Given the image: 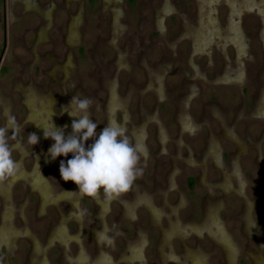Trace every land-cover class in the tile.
<instances>
[{"label":"rangeland","instance_id":"rangeland-1","mask_svg":"<svg viewBox=\"0 0 264 264\" xmlns=\"http://www.w3.org/2000/svg\"><path fill=\"white\" fill-rule=\"evenodd\" d=\"M25 1L28 3V6L24 7V10L21 5L25 3ZM25 1L6 0L5 2H1L0 0V104L8 106V115H10L6 117L4 111L0 109V128L8 129V143L14 147L13 158L20 163V166L22 164L21 168L23 170L26 172L31 170L34 166L31 152H33L35 148L39 156H41L44 150V144L38 143L31 149V146L27 143V135L31 133V126L25 121L26 114L20 100L21 98L13 89L16 85L32 84L34 88H38L34 89L32 86L28 85L32 91L35 90L53 97V106L50 107L52 104L51 101L46 104L50 113L46 114L45 112L46 121L40 124H49L51 118L57 128H65L64 135L67 137L71 133V124L73 120H70V123L67 120L64 121V123H60V121H58L57 118L55 120L54 117L60 116L61 114L60 101L62 97L65 96V93L68 97L79 95L81 98L86 97L92 101L90 110L93 122L98 124L96 132L99 133L102 131L103 127H105L103 110L108 95V89L105 84L113 78H116L118 82V93L123 96L127 93L129 84L132 83L134 84V91L130 95L129 104L132 122L139 123V109L141 104L147 114L157 106L165 125L168 127L170 136L175 137L178 130L175 121L178 102L188 93L190 85L194 84L196 88H194V94L191 100L190 113H192L194 120L198 121L203 115V109L205 111V105H208L206 107L207 111H210L209 106L212 104H215L221 109L226 123L230 126H234V131L247 146L246 155L248 157H242L240 161L242 170L247 179V184L249 185L247 195L249 198L253 199L257 195V189H260L259 202L260 207L264 209V173L256 164V144L264 131V119L251 117L249 115L250 110L253 108L254 100L263 85L261 74L264 69V53L260 40L263 18L257 10H247L245 11L246 13H242L239 19V25L249 46V55L243 58L247 81L241 89L238 85H232V87L227 88L223 86L219 87L221 83L218 84L214 81L216 75L222 73L225 62L224 57L227 56L230 61H232L234 57L233 47L227 45L222 33H220L222 35L221 37L214 36L207 47L203 49L204 51L202 50L198 52L197 55L191 57V44L185 37L181 36V34L184 31L185 24L190 23L195 25L197 23L196 15L198 1L168 0V13L162 18L163 24H160L162 30L156 24V9H161L164 0ZM112 2H115L117 5ZM48 7L51 12V18L47 28L48 30L46 29L45 31L46 37L44 38L42 35H39L40 40L37 39L35 41V34L39 27L40 19L34 12L43 11ZM254 8H256L255 5ZM216 9L220 27L224 28L227 19V7L223 2L220 3ZM47 11L43 13L44 21H48L49 19L50 13ZM76 14L79 16V21L77 23L79 34L75 35L74 32L75 36L68 37V23L71 16H75ZM4 23L7 29L6 32L3 31ZM66 53H71L75 62L73 70L69 68L68 72H65L62 64L66 60ZM118 53L122 54V60L124 64H126L124 67H120V69H117L116 66ZM162 65L167 69L164 74L167 100L158 102L155 99L154 92L147 90L151 89L147 87L149 80L147 71L151 73L150 76L154 79L152 84L153 87V85L155 86L158 84L161 69L160 71H155L148 68L146 69V67H154L155 69V67H160ZM53 67H55L54 70ZM57 69L60 70L64 76L60 72L55 73ZM224 80H226V77H224ZM240 80L241 74L239 73L234 81ZM20 86L21 85H18L19 90L21 89ZM26 96L27 95L22 94L24 105H26L27 101ZM55 102H57L56 105ZM242 109L245 111L246 116L238 118L237 113ZM3 116L6 117V121ZM120 117L119 115L117 120H120ZM8 118L12 121L11 124H14V127L7 126ZM54 121L57 124H55ZM209 123L212 131L220 137L223 150L228 153L225 157V166H228L229 158L236 152L237 148L221 137V130L215 120L209 119ZM17 128H19L20 143L26 152L23 154L24 158L22 157V161H20L21 155L16 149V144L19 139L16 133ZM39 128L42 129V126H39ZM147 130L149 131L151 143L154 134V125H149ZM202 130V133H199L197 137H189L194 140L195 146L198 145V147H194L197 161L194 165L199 164L198 153L200 149L205 147L208 136L207 130ZM247 135L253 142L246 138ZM184 141L188 142L185 138ZM152 143L151 145L149 144L150 158H148L146 162L145 172L134 182H139L142 186L144 185L148 191L154 193V190L156 191L157 189L154 185V178H152L153 171L155 170V161L153 157L157 149L152 146ZM172 151L173 149L169 147L168 153H172ZM261 151L264 157V140L261 143ZM181 154L183 157H187L184 149ZM68 159H70V154L64 160L65 163ZM60 160L61 157H59V161ZM194 165L178 164V172L180 173L176 175L175 186L169 190V203H174L176 200V196L170 191L181 190L187 197L188 206H192L196 211L190 212L189 207L185 211V209H183L185 204H180V208L182 209H179L180 211L178 210V219L182 225L191 222H200L201 215L199 209L202 206L203 198L207 196H204V190L207 188V184L203 183L202 178L199 176V171L197 169L190 170L188 167ZM168 169L169 167H165L164 165L162 171L163 175ZM23 170L20 171L18 176H23ZM213 174L214 175L211 174L209 176V181L211 183L215 179H221L220 172L215 171ZM192 176L196 178V182L193 183V186H190L187 179ZM39 178L42 182V186H44V188L46 186L48 191L55 192L56 190L58 192L64 190V188L67 190V187H65L66 184H63L64 181L60 177L59 167L52 170H43ZM21 179L25 180V175L19 180ZM22 180L18 181L14 188V201L17 209H19L20 204L27 200V205L24 209L25 218L23 219L21 214L15 215V226L21 231L19 239L15 241L16 244L13 247V249L18 248V257H15V254L10 255L12 249L9 251V249L1 247L0 264H29L28 253L32 247L31 241L33 240V236L38 239L41 246H46L45 239L49 227L58 222L59 217L57 210L62 213L66 212L67 205L63 203V201L70 202V196L76 195L77 193V189H74L72 192H70V190L68 192L67 190V195H62L63 197L59 200H55L56 198L53 199V205L46 209L47 213L45 215H41L39 213V202L37 201L36 195L27 188ZM5 181L11 182L10 178ZM156 182H158L161 188L166 186L164 177H158ZM3 188L2 182H0V191H3V195H5V190ZM137 188L139 191L143 189L140 186ZM209 193L208 196L210 198L222 195L215 189H212ZM122 197L127 198V193L123 194L121 198ZM154 197L156 204L159 205L158 203L161 202L159 196L155 194ZM227 202V205L231 207V210L229 208L228 211L229 218L231 216V219L226 223V230L233 235L234 240L239 244L241 252H244L243 248L246 239L241 235L240 224L238 225V223L232 220V218L236 216V213L241 212L242 203L239 205L238 203L240 201L232 197L227 198ZM87 205L90 210L93 211V205L91 203ZM114 207L115 205H113V208ZM163 210L167 213L168 207L165 206ZM84 214L86 217L85 221L87 222L86 225L89 229V226H91V216L90 213L88 215H86V213ZM220 217L221 220L225 222V216L221 214ZM253 217L256 221V214ZM115 218L116 217L113 216L109 221L113 223ZM164 225L165 222L163 221V226ZM68 228L70 233H73L75 230L74 225H68ZM156 228L155 226V229ZM126 229L128 228L123 226V231L127 234ZM25 230H27V233ZM157 235V232L152 231L153 240L151 239V245H149L146 250L148 264H158L155 248L160 235L158 237ZM3 242L5 245L9 244L7 236L4 238ZM88 243L85 239L84 245L87 247L88 252H92L91 255H93L95 246L90 245V242ZM114 243L116 252L121 251L123 247L122 240L119 237L114 238ZM231 243L227 235H221L216 242H211L206 239V235H201L199 237L191 231L186 233L182 238L176 237V239H173L171 247L175 249L177 255L180 257L183 247L196 248L207 253L212 250V245L210 244H214L223 251V247H230L232 245ZM254 244L255 243L251 241L250 248L256 252L258 246ZM150 248L152 249L151 252H149ZM71 252L73 255L76 253V247L74 245H71ZM7 255H9L8 258ZM113 255L115 256L117 253H113ZM262 255L264 257V253ZM3 256H6L5 259L8 263ZM154 256L155 258L152 260ZM47 257L50 259L51 264H62V255L57 245L47 248ZM206 264L224 263L220 257L215 259L214 255H212L210 259H207ZM240 264H245V261ZM246 264H248L247 261Z\"/></svg>","mask_w":264,"mask_h":264},{"label":"flooded vegetation","instance_id":"flooded-vegetation-1","mask_svg":"<svg viewBox=\"0 0 264 264\" xmlns=\"http://www.w3.org/2000/svg\"><path fill=\"white\" fill-rule=\"evenodd\" d=\"M3 1L5 2L6 0H1V2ZM66 1L69 2V0ZM195 1H198L196 15L197 23L195 25L190 23L185 24L184 31L181 34V36L185 37V39H187L191 44V57L197 55L198 52L205 49L214 36L221 37L223 35L224 41L227 43V45L233 47L234 57L232 61H230L227 56L224 57L225 62L222 73L219 75L217 74L214 78V81L218 84L221 83V86L219 87L223 86L227 88L232 87V85H238L242 89L243 85L247 81L243 58L248 57L249 46L248 41H246V38L239 25V19L241 18L242 13L244 14V12L247 10L253 11V9H255L258 13H260V16L263 18L262 27L260 30V40L264 53V0ZM223 2L227 7V19L225 27L221 28L218 21V12L216 8H218L220 3ZM25 3L21 5L24 10V7L28 6L26 1ZM113 4L117 5L115 2ZM254 5L256 8H254ZM168 7V0H164L161 9H156V24L161 30L162 28L160 24H163L162 18L168 13ZM46 11L50 13L48 21H44L43 17V13ZM34 13L40 19V24L35 34L36 41L37 39L40 40L39 35H42L44 38L46 37L45 31L49 25L51 12L49 11L48 7L43 11H36ZM72 21H76L77 24L79 21V16L77 14L75 16H71V19L68 23L69 32ZM76 30L78 29L76 28ZM3 31H7L5 23L3 25ZM78 33L79 32L77 31L76 35H78ZM220 33H222V35ZM117 56L118 59L116 66L117 69H120V67H124L126 64H124V61L122 60V54L118 53ZM65 58L66 60L64 59L65 61L63 60L64 62H61L63 64V69L65 72H68L69 68L73 70L75 67V62L71 53H66ZM147 68L155 71H160L161 69V75L158 78V84L155 86L153 85V87L152 84L154 79L152 76H150L151 73L147 71L149 77L147 87L151 89H146L154 92L156 101H166L167 89L164 84V74L167 69H165L164 65L155 67V69L154 67L152 68L148 66L146 69ZM54 69L55 67H53V70ZM56 72H60L62 74V72L58 69L55 71V73ZM239 73L241 74V80L234 81L235 77L238 76ZM261 76L263 79V85L254 100L253 108L250 110L249 115L251 117L264 119V111L261 110L264 105V69ZM224 77H226V80H224ZM18 85L22 86H20V90L18 89ZM18 85H16V87L13 89L15 93L21 98L20 100L26 114L25 121H27L26 123L31 126V133H35L39 137L38 143H42V145L44 144V150L41 153V156H39L37 150L35 148L33 149L31 155L34 166L28 172L21 168V170H23V176L17 175L14 178H10L11 182L2 181V188L4 187L3 189L5 190V195H3V191H0V248H6L9 249V251L12 249L10 255L15 254V257H18V248L13 249V247L16 244L15 241L19 239L21 232L15 226V215L21 214L22 218L24 219V209L27 205V200L20 204L19 209H17L15 205L14 188L16 183L22 180L19 179L25 175L26 179L22 180V182L26 184L27 188L36 195L37 201L39 202V213L41 215H45L47 213L46 209L53 205V199L56 198L55 200H59L61 197H63L62 195H67V190L68 192L69 190L72 192L74 189H77L76 186L70 181L63 182V184L67 185H65L67 190L64 188V190L58 192L56 190L55 192L50 190L48 191L46 186L45 188L42 186V182L39 178V175L42 174V171L45 169H56L59 167L60 162L66 159V157H61V160L59 161V157H57L55 161L51 160L50 156L48 155V149L52 146L53 141L50 139H44L43 130L41 128L39 131L36 130L38 128V126L36 127V124L46 121L45 112L46 114L50 113L46 104L51 101L52 104L50 107H52L54 100L51 95L42 94L35 90L32 91L28 87V85L32 86V84ZM105 86H107L108 95L107 102L103 110L104 124L106 126V124L110 123L108 118L113 116L115 123L126 128L127 135L133 144L144 145L147 150V155L142 156L140 160V167L143 168V172H145V167L147 165L146 162L148 158H150L149 144L151 145L153 142L152 146L156 147L157 149L154 154L155 156L153 157L155 161V170L153 171L152 178H154V185L157 189L156 191L154 190V193L159 196L161 202L158 203L159 205H157L154 197L155 194L152 191H148L146 187L144 185L142 186V184L139 182L133 183L132 187L127 192V198L120 197L111 202H107L104 199L102 192L98 198L94 199L82 196L77 190L76 195L70 196V202H66L65 200L63 201V203L67 205L66 212L62 213L61 211L57 210L59 217L58 222L53 226L50 225L49 227V231L45 239V244L47 245L44 247L41 246L38 239L36 237L34 238V236L32 238L33 240H30L32 242V247L28 253V263L51 264L50 259L47 257V248L49 246L55 247L57 245V248L62 255V264H129L130 262V264H148L146 259V250L149 245H151V239L153 240L152 231H155L158 233L157 237L160 235L155 248V255L158 264H206L207 259H210L212 255H214L215 259L220 257L224 264H240L243 261H245V264L246 261L248 264H260V262L261 264H264V257L262 255L264 253V209L260 207V189H257V195L255 198L252 199L248 197L247 189L249 185L247 184V179L240 164L242 157H248L246 155L247 146L246 143L234 131V126H230L226 123L221 109L215 104H212L209 106L210 111H207L206 107L208 105H205V111L203 109V115L198 121H195L192 113H190V108L191 100L194 94V88H196V86L194 84L190 85L188 93L178 102V107L175 114V121L178 130L175 137H171L168 127L165 125L157 106H155V108L151 110L149 114H147L145 113V109L141 104L139 109L140 121L139 123L132 122L129 104L130 95L134 91V84H129L127 93L123 96L118 93V82L116 81V78H113L111 81L105 84ZM112 90L115 92V101L111 100L110 95L112 94ZM22 94L27 95L26 105L23 103ZM64 95L65 96H63L60 101L61 114L60 116L54 117L55 120L57 118L60 123H64L66 120L70 123V120H73V118L70 117L68 113L64 111V109L69 105L73 96L68 97L66 93ZM56 103L57 102H55V105ZM110 108L112 111H110ZM0 109L4 111L6 117L10 116L8 115L7 105L3 106L0 104ZM90 114L92 119L91 110ZM119 115L121 116L120 120H117ZM245 116L246 114L243 109L239 110L237 113L238 118H243ZM3 117L6 121V117ZM209 119L216 121L219 129L221 130V137L237 148L236 152L229 158L228 166H225V157L228 153L223 150L220 137H218L212 131ZM183 121H186L185 125L183 124ZM11 123L12 121L8 118L7 126L14 127V124ZM55 124L57 123L55 122ZM149 125H154V134L153 139H151V143L149 131L147 130ZM202 129L207 130L208 136L205 142V147L200 149L198 153L199 164L194 165L197 162L195 158L194 147H198V145L195 146L194 140L190 139L189 137H197L199 133H202ZM18 131L19 128L16 129V133H18L19 138L16 144V149L21 155L20 161H22L23 154L26 152L20 143V133ZM184 138L187 139L188 142H185ZM246 138L251 140L248 135ZM263 140L264 131L260 135L256 144V164L264 173V157L261 151V143ZM251 142L253 141L251 140ZM91 143H93V140L85 142V146L87 147ZM169 147L173 149L172 153H168ZM183 149L186 152L187 157H183L181 154ZM178 164H193L194 166L192 167L188 166L190 170L197 169L203 183L207 184V188L204 190V196H207L203 198L202 206L199 209L201 215V220L199 219V223L190 221L191 223L182 225L179 222L178 212L180 211L179 209H182L180 208V204H185L183 206L185 211L189 207L190 212H196L192 206H188L189 203L184 192L182 193L181 190L170 191L174 193L176 200L174 203H169L168 201V197L170 195L169 190L175 186L176 175L177 173H180L178 172ZM164 165L165 167L168 166L169 169L163 175L162 171L164 169ZM215 171L221 173V179H215L211 183L209 181V176L211 174L214 175L213 173ZM158 177L165 178L166 186L162 187L164 189H162L160 185H158V182H156ZM187 182L190 186H193V183L196 182V178L193 176L189 177ZM138 186L143 188L141 189L142 191H139L137 188ZM212 189L219 191L222 195H217L216 197L210 198L208 195ZM230 197L240 201L238 203L239 205L242 203L241 212L236 213V216L232 218V220L235 221V223H238V225L240 224L241 235H243L244 239H246V242L244 243L245 246L243 248L244 252H241L239 244L234 240L233 235L228 233L226 230V223H228L231 219V216L229 218L228 215L229 208L231 210V207L227 205V198ZM90 203L93 205V211H91L87 205ZM113 205H115L114 208ZM165 206L168 207L167 213H165L163 210ZM83 211L86 213V215L90 213L91 226H89V229L87 228V222L85 221L86 217ZM221 214L225 216V222L221 220ZM255 214L257 217L256 221L253 217ZM113 216L116 218L114 219V222L111 223L109 220ZM163 221L165 222L164 226ZM68 225H74L75 230L73 233L69 232ZM154 225L157 227V231ZM123 226L128 228L126 229L127 234L125 231H123ZM25 231L27 233V230ZM191 231L199 237L201 235H206V239L211 242H216L221 235H227L229 236L232 245L230 247L224 246L222 251V249L215 246L214 244H210L212 245V250L211 252L207 253L196 248L183 247V251L179 257L175 249H172L171 243L173 242V239H176V237L182 238L186 235V233ZM6 236L9 239L8 245H5L3 242ZM117 237L122 240L123 244L122 250L119 252H116L114 243V238ZM85 239L87 240V243L90 242V245L95 246L93 255H91L92 252H88L87 247L84 245ZM251 241L255 243L254 245L258 246V250L256 252L250 248ZM71 245L76 247V253L74 255L71 252ZM149 250V252H151L152 249L150 248ZM113 253H117V255L114 256ZM81 254L86 260H78V257H80ZM8 256L9 255H7V258ZM3 258L5 259L6 256H3ZM154 258L155 256L152 257V260H154ZM5 261L8 263L6 259Z\"/></svg>","mask_w":264,"mask_h":264},{"label":"clouds","instance_id":"clouds-1","mask_svg":"<svg viewBox=\"0 0 264 264\" xmlns=\"http://www.w3.org/2000/svg\"><path fill=\"white\" fill-rule=\"evenodd\" d=\"M91 106L89 98L73 95L64 109L73 118L67 137L65 128H57L51 118L49 124L39 126H42L44 139L53 141L48 149L51 160L71 154L66 163L60 162L61 179L72 182L84 197L95 199L102 192L104 199L111 202L127 193L134 181L143 175L140 160L147 155V150L142 144H133L126 128L115 122L106 124L97 133L98 124L91 119ZM7 132V128H0V182L14 178L21 171L19 162L13 158L14 147L8 143ZM89 140L93 143L86 147L85 142ZM38 142L35 133L27 135L31 149Z\"/></svg>","mask_w":264,"mask_h":264},{"label":"bare ground","instance_id":"bare-ground-1","mask_svg":"<svg viewBox=\"0 0 264 264\" xmlns=\"http://www.w3.org/2000/svg\"><path fill=\"white\" fill-rule=\"evenodd\" d=\"M76 21H72V23H71V26H70V32H69V34H68V37H70V36H73L74 35V32H75V35H76V33H77V31L78 30H76ZM203 29V28H202ZM79 34V33H78ZM74 35V36H75ZM208 37V36H207ZM111 96V100L112 101H115L116 100V98H115V92H113V90H112V94L110 95ZM261 110H263L264 111V105H263V108L261 109ZM110 111H112V109L110 108ZM109 119V122H114V120H113V116L112 117H109L108 118ZM183 124L185 125L186 124V121H183ZM39 124H36V127L38 126ZM37 131H39L40 130V128L38 127L37 129H36ZM37 181V180H36ZM101 258V257H100ZM79 259H81V260H86L85 259V257L81 254V256L80 257H78V260ZM103 260V259H102ZM134 261V260H133ZM99 263V262H98ZM131 263V262H130ZM129 263V264H130ZM134 263V262H133ZM102 264V263H101Z\"/></svg>","mask_w":264,"mask_h":264}]
</instances>
